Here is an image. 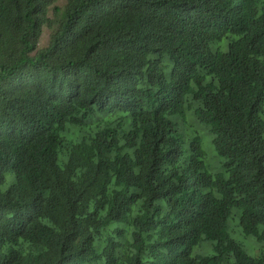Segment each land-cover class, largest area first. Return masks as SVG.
<instances>
[{
    "label": "trees",
    "instance_id": "trees-1",
    "mask_svg": "<svg viewBox=\"0 0 264 264\" xmlns=\"http://www.w3.org/2000/svg\"><path fill=\"white\" fill-rule=\"evenodd\" d=\"M233 218L264 243V0H0V264H264Z\"/></svg>",
    "mask_w": 264,
    "mask_h": 264
},
{
    "label": "rangeland",
    "instance_id": "rangeland-1",
    "mask_svg": "<svg viewBox=\"0 0 264 264\" xmlns=\"http://www.w3.org/2000/svg\"><path fill=\"white\" fill-rule=\"evenodd\" d=\"M64 2V0H62ZM48 40V30L45 29L42 35L41 39V46L45 45ZM198 131H201L203 137H204V148L208 153V164L210 166V169L213 173H219L221 171V164H220V158L216 152L214 143H213V136L209 130L208 127L199 125L197 122L194 123L193 121H190V125H194ZM230 230L233 238H235L237 241L241 242L245 248L247 249L248 253L252 256H258L260 251L264 249V243L259 242L254 237H247L240 224L238 218H233L230 221ZM201 251V249H199ZM208 254H214L215 250L211 244L208 245L207 251Z\"/></svg>",
    "mask_w": 264,
    "mask_h": 264
}]
</instances>
